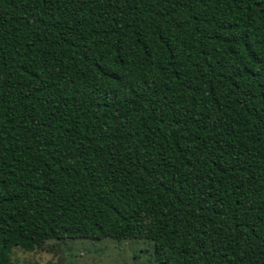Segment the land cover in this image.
Listing matches in <instances>:
<instances>
[{
  "label": "trees",
  "instance_id": "trees-1",
  "mask_svg": "<svg viewBox=\"0 0 264 264\" xmlns=\"http://www.w3.org/2000/svg\"><path fill=\"white\" fill-rule=\"evenodd\" d=\"M100 238L264 264V0H0V264Z\"/></svg>",
  "mask_w": 264,
  "mask_h": 264
},
{
  "label": "rangeland",
  "instance_id": "rangeland-1",
  "mask_svg": "<svg viewBox=\"0 0 264 264\" xmlns=\"http://www.w3.org/2000/svg\"><path fill=\"white\" fill-rule=\"evenodd\" d=\"M152 245L146 240L111 238L47 241L41 248L26 251L15 247V264H149Z\"/></svg>",
  "mask_w": 264,
  "mask_h": 264
}]
</instances>
